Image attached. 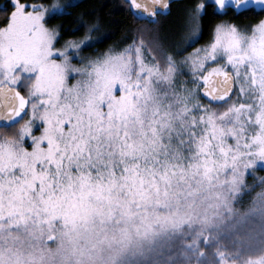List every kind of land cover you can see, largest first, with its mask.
Segmentation results:
<instances>
[{"label":"snow or ice","instance_id":"1","mask_svg":"<svg viewBox=\"0 0 264 264\" xmlns=\"http://www.w3.org/2000/svg\"><path fill=\"white\" fill-rule=\"evenodd\" d=\"M75 6L0 0V264H264V0H124L105 48Z\"/></svg>","mask_w":264,"mask_h":264},{"label":"trees","instance_id":"2","mask_svg":"<svg viewBox=\"0 0 264 264\" xmlns=\"http://www.w3.org/2000/svg\"><path fill=\"white\" fill-rule=\"evenodd\" d=\"M47 5L56 2L58 5H64L69 0H40ZM76 4L71 8V15H58L54 14L49 23L51 25H62L60 31L64 33V39H72L82 37L85 34L97 36L100 34L114 33L110 39L104 43L95 45L94 47L105 48L109 44H112L119 40L129 28H135L141 21L134 20L131 16H128L125 11L119 10V6L124 0H72ZM193 0H180L172 4L170 13L164 14L160 18V25L164 32L169 30H178V19L181 17L186 6L191 5ZM84 14L83 19L87 24L99 23V32H87V26L79 28V22L77 17ZM256 13L253 11H245L237 15L233 10H229L227 15L220 16L213 14L212 8L208 9V14L203 18V35L199 43L207 40L210 35L211 27L220 19L234 18L238 23L246 24L249 21L255 19ZM183 17V16H182ZM181 17V18H182ZM79 28L78 31H71L73 27ZM119 28V31L116 29ZM92 49H85V51H91ZM257 174L264 176V169L257 168ZM252 177H249L251 180Z\"/></svg>","mask_w":264,"mask_h":264},{"label":"rangeland","instance_id":"3","mask_svg":"<svg viewBox=\"0 0 264 264\" xmlns=\"http://www.w3.org/2000/svg\"><path fill=\"white\" fill-rule=\"evenodd\" d=\"M50 5H58L56 2H54V3H52V4H50ZM58 11H59V9H58ZM185 11V10H184ZM183 16V17H182ZM182 17V18H181ZM181 17L178 19L179 21L177 22L179 25V27H178V29H180L181 28V26H182V24H183V20H184V12L182 13V15H181Z\"/></svg>","mask_w":264,"mask_h":264},{"label":"water","instance_id":"4","mask_svg":"<svg viewBox=\"0 0 264 264\" xmlns=\"http://www.w3.org/2000/svg\"><path fill=\"white\" fill-rule=\"evenodd\" d=\"M176 1H180V0H170V5L172 4V3H174V2H176ZM166 12L167 11H170V9L169 10H165Z\"/></svg>","mask_w":264,"mask_h":264},{"label":"flooded vegetation","instance_id":"5","mask_svg":"<svg viewBox=\"0 0 264 264\" xmlns=\"http://www.w3.org/2000/svg\"><path fill=\"white\" fill-rule=\"evenodd\" d=\"M172 4H173V3H172ZM172 4L170 5V11H171ZM170 11H167V12L165 11L164 14L170 13Z\"/></svg>","mask_w":264,"mask_h":264}]
</instances>
